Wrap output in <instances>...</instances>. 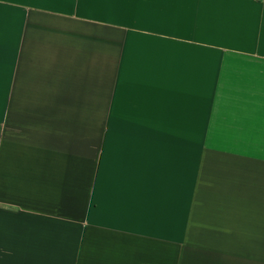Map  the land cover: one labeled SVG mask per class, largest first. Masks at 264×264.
<instances>
[{
    "label": "crops",
    "instance_id": "crops-1",
    "mask_svg": "<svg viewBox=\"0 0 264 264\" xmlns=\"http://www.w3.org/2000/svg\"><path fill=\"white\" fill-rule=\"evenodd\" d=\"M0 264H264V0H0Z\"/></svg>",
    "mask_w": 264,
    "mask_h": 264
}]
</instances>
